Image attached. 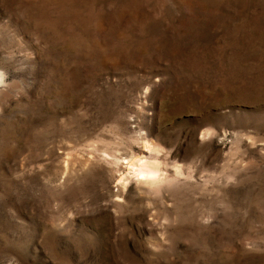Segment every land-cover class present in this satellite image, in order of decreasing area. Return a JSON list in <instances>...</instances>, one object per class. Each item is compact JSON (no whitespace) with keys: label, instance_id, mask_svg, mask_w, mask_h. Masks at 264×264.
<instances>
[{"label":"rangeland","instance_id":"1","mask_svg":"<svg viewBox=\"0 0 264 264\" xmlns=\"http://www.w3.org/2000/svg\"><path fill=\"white\" fill-rule=\"evenodd\" d=\"M0 264H264V0H0Z\"/></svg>","mask_w":264,"mask_h":264},{"label":"bare ground","instance_id":"2","mask_svg":"<svg viewBox=\"0 0 264 264\" xmlns=\"http://www.w3.org/2000/svg\"><path fill=\"white\" fill-rule=\"evenodd\" d=\"M141 173H145V172H143V171H141ZM150 172H148V174H149Z\"/></svg>","mask_w":264,"mask_h":264}]
</instances>
